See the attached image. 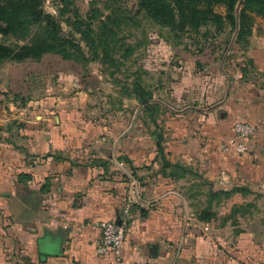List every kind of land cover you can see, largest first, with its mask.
Instances as JSON below:
<instances>
[{
  "label": "crops",
  "instance_id": "obj_1",
  "mask_svg": "<svg viewBox=\"0 0 264 264\" xmlns=\"http://www.w3.org/2000/svg\"><path fill=\"white\" fill-rule=\"evenodd\" d=\"M248 59L261 61L256 69L264 77L260 48ZM28 75L11 74L10 93ZM242 80L229 78L211 106L202 100L175 111L156 101L163 124L151 127L136 114L128 132L113 125L116 132L91 146L87 132L67 123L74 110L66 107L76 102L52 111L47 104L17 107L15 115L0 102V264H264V82ZM57 108L59 116H51ZM239 119L257 127L242 155L221 149ZM159 136L166 161L179 169H164ZM235 189L249 194L210 207L209 194ZM236 203L243 209L232 216ZM126 208L120 258L98 255V224L121 222ZM206 209L212 219L201 220Z\"/></svg>",
  "mask_w": 264,
  "mask_h": 264
},
{
  "label": "rangeland",
  "instance_id": "obj_2",
  "mask_svg": "<svg viewBox=\"0 0 264 264\" xmlns=\"http://www.w3.org/2000/svg\"><path fill=\"white\" fill-rule=\"evenodd\" d=\"M73 2L83 17L91 19L95 16L96 24L110 14L107 6H118V45L111 53L118 68L101 58L93 60L90 49L82 42L87 62L68 61L56 55H46L40 62L19 64L6 61L0 64V102L6 103L8 114H17V107L27 106L31 110L35 105L38 107L34 110H43V104H47L46 110L52 111L49 110L54 109L51 105L56 107L64 102H76V106L66 108L74 110L73 113L82 121L111 123L113 132H116L113 125L118 131L128 132L136 114V119H147L150 126L154 120L163 124L166 113L156 101L167 104L175 111L200 106L202 100L207 106L218 103L224 97L227 80L241 78L240 66L245 65L248 55L255 48H260L264 54V18L255 15H251L250 35L237 42L238 31L228 24L219 34L214 27L202 29L200 33L161 28L145 17L138 0H121L116 4L108 3V0ZM59 6L60 0H44V11L55 18H58ZM241 9L239 6L238 10ZM216 12L223 17L227 15V9L222 6L217 7ZM62 28L67 37L80 42V37L65 24ZM206 34H209L208 37ZM0 43L6 46L24 45L17 38L2 34ZM227 58L231 61L227 62ZM249 70L248 81L264 82L257 69L250 67ZM11 74L22 77V80H25V74H29L28 81L19 86V93H10ZM136 85L141 86L146 94H152V103L158 106L153 117L137 99ZM62 108L55 109L50 115L59 116ZM48 124L47 130L52 129L53 122ZM249 199L252 202L257 200L255 197ZM262 204L263 201L256 202L257 206Z\"/></svg>",
  "mask_w": 264,
  "mask_h": 264
},
{
  "label": "trees",
  "instance_id": "obj_3",
  "mask_svg": "<svg viewBox=\"0 0 264 264\" xmlns=\"http://www.w3.org/2000/svg\"><path fill=\"white\" fill-rule=\"evenodd\" d=\"M120 1L108 0V3L116 4ZM138 3L145 17L161 28L181 33H200L202 29L214 27L216 33L219 34L224 31L225 25L228 24L234 31H238L237 42L244 41L246 36L250 35L253 20L251 15L264 18V0H138ZM60 4L58 18H55L44 11V0H0V34L4 37L13 36L24 42V45L17 44L15 46H6L0 43V64L6 61L19 64L27 61L40 62L46 55H56L64 60L79 63L87 62L88 59L82 48V42L90 49L93 60L101 58L103 62L117 67L111 53L115 52L118 45L117 29L120 27L116 18V12L119 11L118 6H107L110 14L96 24L94 22L95 16H92L91 19L83 17L73 0H60ZM220 6L227 9L226 17L216 12V8ZM239 6L242 7L240 11L238 10ZM62 24H65L78 35L80 42L67 37L64 34ZM208 35L206 34V37ZM233 49L234 47L231 51ZM226 60L229 62L231 58ZM257 61L260 60L247 59L245 65L240 66L243 73L242 81H248L249 68L256 69ZM247 85L245 83L239 84L236 92L246 88ZM249 85L259 87L256 81L250 82ZM134 91L140 104L153 117L158 106L152 103V94H146L139 85L134 87ZM65 117L68 125L83 130L91 136L92 139L89 142L88 140L84 142L90 146L94 144L97 138L109 136L111 131V123L105 121L88 124L81 121L74 113H68ZM154 122L156 121L154 120ZM238 123H247L253 126L257 132L255 124L245 119H239L234 122L232 132L224 141L236 137L235 126ZM64 132L68 137H73L70 132L66 130ZM251 138L242 141L247 150ZM163 141V137L159 136L155 147L158 156L162 158L164 169H179V166H173L166 161L163 155ZM231 151L236 154L233 150ZM49 157L51 156H47L46 159ZM248 194L249 191L246 189L211 193L209 194L211 198L210 207H212V201H217L219 206L224 198L230 200L237 195L246 196ZM209 209L202 212L201 220L212 219L213 215L208 212ZM242 209L243 206L236 203L231 208V215H237Z\"/></svg>",
  "mask_w": 264,
  "mask_h": 264
},
{
  "label": "built area",
  "instance_id": "obj_4",
  "mask_svg": "<svg viewBox=\"0 0 264 264\" xmlns=\"http://www.w3.org/2000/svg\"><path fill=\"white\" fill-rule=\"evenodd\" d=\"M256 130L247 123H238L235 126L236 137L221 143V149L233 150L236 154L242 155L247 151L246 145L242 142L248 140L255 134ZM225 174L223 173L222 176ZM129 208L123 213V218L119 223H101L98 228L101 230V241L98 247V255H112L120 258L124 244L126 242V234L128 230Z\"/></svg>",
  "mask_w": 264,
  "mask_h": 264
},
{
  "label": "water",
  "instance_id": "obj_5",
  "mask_svg": "<svg viewBox=\"0 0 264 264\" xmlns=\"http://www.w3.org/2000/svg\"><path fill=\"white\" fill-rule=\"evenodd\" d=\"M58 121V120H57Z\"/></svg>",
  "mask_w": 264,
  "mask_h": 264
}]
</instances>
